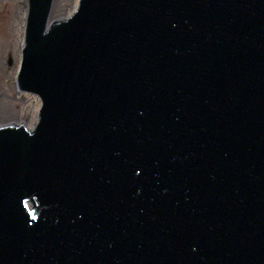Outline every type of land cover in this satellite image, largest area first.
Segmentation results:
<instances>
[{"label": "water", "instance_id": "1", "mask_svg": "<svg viewBox=\"0 0 264 264\" xmlns=\"http://www.w3.org/2000/svg\"><path fill=\"white\" fill-rule=\"evenodd\" d=\"M28 0L0 126V264H264V0Z\"/></svg>", "mask_w": 264, "mask_h": 264}, {"label": "rangeland", "instance_id": "2", "mask_svg": "<svg viewBox=\"0 0 264 264\" xmlns=\"http://www.w3.org/2000/svg\"><path fill=\"white\" fill-rule=\"evenodd\" d=\"M77 2L78 0H56L59 5L57 18H66L73 11ZM16 6L19 11L15 16ZM25 8L26 17L23 32L21 33L23 45L28 0H0V107L6 109L8 113L5 117L7 120L4 123H22L25 126H32L36 122L35 119H37L39 108L36 111L32 108L31 97L28 96L31 93L20 91L16 84V77L22 61L23 46L19 52L21 59L17 73L13 75L16 64L17 42L20 38L21 20ZM14 25L16 26L15 34ZM22 108L27 110L24 117L21 113Z\"/></svg>", "mask_w": 264, "mask_h": 264}, {"label": "bare ground", "instance_id": "3", "mask_svg": "<svg viewBox=\"0 0 264 264\" xmlns=\"http://www.w3.org/2000/svg\"><path fill=\"white\" fill-rule=\"evenodd\" d=\"M58 4L56 3V0H54V2H53V6H52V10H51V15H50V21H53V20H56V19H59V18H57L58 16H57V13H58ZM76 7V6H75ZM75 7H74V9H75ZM73 9V10H74ZM18 7L16 6V9H15V16L18 14ZM72 12H70V14H71ZM69 14V15H70ZM21 15H22V13H21ZM68 15V16H69ZM67 16V17H68ZM25 17H26V8H25V10H24V13H23V16H22V25H21V29H20V38H19V41L21 40V33L23 32V28H24V21H25ZM20 21V22H21ZM15 32H16V26L14 25V34H15ZM19 41L17 42V54H16V64H15V69H14V73H13V75H15L16 73H17V68H18V66H19V62H20V59H21V56H20V50H21V47L23 46V42H22V40H21V42L19 43ZM28 96L29 97H31L30 99H31V103H32V108H34L35 109V111L39 108V106H40V100H39V98H38V96L37 95H34V94H28ZM26 112H27V110L25 109V108H22V110H21V113L23 114V117L25 116V114H26ZM6 114H8L7 113V111H6V109H4L3 107H0V126L1 125H5V124H9V123H4V121H6L7 119L5 118L6 117ZM35 121H36V119H35ZM4 123V124H3ZM14 124H17V125H19V124H22V123H14ZM35 124V123H34ZM31 125V124H30ZM34 125H32V126H28L27 125V127L29 128V129H31L32 127H33Z\"/></svg>", "mask_w": 264, "mask_h": 264}]
</instances>
